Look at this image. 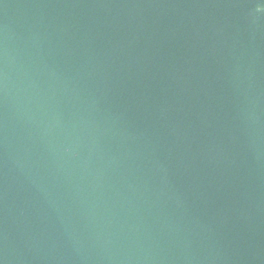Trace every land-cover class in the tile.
<instances>
[{
  "label": "water",
  "instance_id": "obj_1",
  "mask_svg": "<svg viewBox=\"0 0 264 264\" xmlns=\"http://www.w3.org/2000/svg\"><path fill=\"white\" fill-rule=\"evenodd\" d=\"M0 264H264V0H0Z\"/></svg>",
  "mask_w": 264,
  "mask_h": 264
}]
</instances>
